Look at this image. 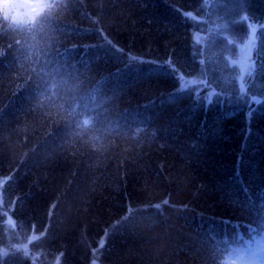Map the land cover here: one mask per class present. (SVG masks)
Here are the masks:
<instances>
[{
    "label": "trees",
    "instance_id": "trees-1",
    "mask_svg": "<svg viewBox=\"0 0 264 264\" xmlns=\"http://www.w3.org/2000/svg\"><path fill=\"white\" fill-rule=\"evenodd\" d=\"M6 23L0 11V181L20 234L4 224L0 248L43 236L4 264H213L220 250L234 264L255 247L264 261V0H70L47 59L124 125L97 148L74 135L87 110L70 123V95L41 101L47 41Z\"/></svg>",
    "mask_w": 264,
    "mask_h": 264
},
{
    "label": "snow or ice",
    "instance_id": "snow-or-ice-1",
    "mask_svg": "<svg viewBox=\"0 0 264 264\" xmlns=\"http://www.w3.org/2000/svg\"><path fill=\"white\" fill-rule=\"evenodd\" d=\"M69 2L70 0H22V2L17 3L15 0H0V11L3 12V20L7 22L5 25L7 31H15L17 25H26L28 27L22 30H26L32 36L33 40L36 39L37 35H40L42 40L47 41L45 47H40L38 44V50L36 52V55L45 57V64L42 68L43 75L41 77L45 85V90L40 93L41 101L44 99L51 100L52 97H57L61 93L70 95L73 102V106L67 109V116L70 123L71 118L77 115V109L87 110L81 113V119L75 120L76 131L74 135L85 138L83 141L85 144H90L91 147L97 148L102 144V135L104 133L110 134L116 132L119 134L120 131L123 130L124 125H121L118 120H110L106 115V110L97 111V108L107 103V100H101L100 103L97 104V99L99 97L98 89H93L89 92V90L85 88L84 80L78 73L68 70L65 65L60 64L57 60L47 59V53L49 49L53 47L54 37L51 35L52 24L59 14L67 10ZM10 10H16V15H10ZM184 15L193 20L196 19L191 12L184 13ZM247 19L248 18L245 17V20ZM14 43L19 45L21 41L16 39ZM12 46L11 43L8 45L9 48ZM3 54V50H0V55ZM200 63L203 64V60H201ZM253 63H255V61H253ZM33 71H35V69H33ZM248 74L251 76L252 72L249 71ZM89 104L94 106L89 108ZM60 107L63 108V105H60ZM125 123H127V121H125ZM128 127L133 139L138 138L140 134L145 131L141 126H137L134 129H132L130 125ZM125 134L127 135L129 133L125 132ZM7 179H11V176ZM4 182L5 181H0V232L4 231L3 225L7 224L8 230L14 232L15 235L18 236L20 233L16 232L18 227L17 220L9 214L8 208L3 207L2 189ZM9 207L14 210V204L10 203ZM155 207L159 208L160 205H156ZM130 217H134L133 210H129L128 215L117 222L118 226L122 228L129 225L131 223ZM19 227H23L22 221L19 222ZM116 228L117 225L112 226V229ZM42 236L43 233L41 235H32L28 238L27 244L23 246L12 243V237L10 236V247L0 248V264H4L3 257L7 256L9 252L13 254L21 253L25 258H28V245L40 240ZM99 246H104V240L100 241ZM60 255L62 256L63 254L61 253ZM225 255L226 252L220 250V255L214 257L213 264H219V261L224 260ZM242 258L243 257H241V259ZM33 264H35L34 261ZM56 264H59V259H57ZM92 264H96L95 259H93ZM253 264H261V262L257 259L253 261Z\"/></svg>",
    "mask_w": 264,
    "mask_h": 264
},
{
    "label": "rangeland",
    "instance_id": "rangeland-1",
    "mask_svg": "<svg viewBox=\"0 0 264 264\" xmlns=\"http://www.w3.org/2000/svg\"><path fill=\"white\" fill-rule=\"evenodd\" d=\"M22 1V0H20ZM15 2L20 3L18 0H15ZM249 47L250 46H245L242 48L241 50V70L244 73L245 69L249 67V59H250V51H249ZM182 85L184 86V88H194L198 93L201 92L204 88V83L196 81V80H186L183 79L182 80ZM210 94V98L213 97L212 95L214 93L209 92ZM256 101L258 102L259 100L256 99ZM254 250L251 253H246V252H242L241 256L239 258L236 259V261L234 262V264H253L254 260H260L261 264H264V261L261 260L262 256L258 255V247L253 248ZM255 254V255H254ZM241 257H243L241 259Z\"/></svg>",
    "mask_w": 264,
    "mask_h": 264
}]
</instances>
